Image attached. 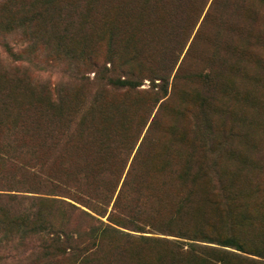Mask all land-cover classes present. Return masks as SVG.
Here are the masks:
<instances>
[{
	"label": "trees",
	"instance_id": "trees-1",
	"mask_svg": "<svg viewBox=\"0 0 264 264\" xmlns=\"http://www.w3.org/2000/svg\"><path fill=\"white\" fill-rule=\"evenodd\" d=\"M95 1L80 0L78 4L77 0H0L1 45L6 58L14 61L12 64L8 60L6 67L0 64V121L7 119L9 107L18 109L32 105L35 108L34 103L43 106V112L47 111L55 117L67 113L62 98L69 95L53 98L49 80L31 74L27 68L35 66L38 61L35 52L38 45L48 43L54 56L60 54V47L66 53L64 42L62 46L59 42L70 38V34L59 32V28L73 24L92 26V21L89 22L93 9L96 16H101L99 24L113 22H108L99 13V0ZM207 2L124 0L122 4L121 11L128 18L127 23L123 19L125 27L121 29L126 35L121 41L123 74L112 76L114 69L105 68L106 62L111 66L114 64L116 50H112L111 59L103 63L104 69L99 73L95 70L93 80L96 87L86 98V111L89 108L92 113H98L104 102L102 92H136L141 79L147 78L149 90L153 93L159 91L161 95L154 100V104L159 103L140 138L145 122H118L115 125L109 122L91 125L92 122L84 121L74 125L69 122H57L55 125L54 122H0V166L6 165L15 172L11 176L13 186L0 188V264H103L102 260L107 262L109 254L111 258L107 264H120L121 241L116 239L115 243V235L131 245H136L137 241L142 245L147 240L145 245L148 246V240H151L156 251L160 252L158 261L165 259L167 264H196V260L202 258L199 253L201 248L220 252L213 247L177 239L135 238L112 227L110 220H100L126 165L111 205V211L120 207L121 210L127 209L123 201L127 193L132 192L128 198L134 202L130 210L132 215L123 214L126 217L121 227L137 231L141 229L139 223L150 221L148 224L163 234L231 245L264 258V250L245 248L244 245L250 243V237L242 235L256 216L248 208L247 200L252 198L258 202L259 196H264L262 177L256 168L249 169L248 175L253 178L248 179L249 190L241 200V203L245 200L244 203L239 202L241 209L244 204L247 207L234 210L231 202L237 200V195L228 183L234 179L236 172L230 174L225 169L227 165L224 167V162L231 161L227 157L225 143L214 146V136L219 133L217 127L204 122V106L210 104L209 97L205 96L207 89L223 91L233 85L231 78L239 75L247 77V69L261 63L254 50L256 45L264 44V12L261 6L264 0H209L183 55L184 58L192 48L202 26L209 25L206 36L203 32L200 37H205L211 45L205 48L203 55L207 69L198 73L199 89L206 92L199 93L196 89L188 92L186 81L182 80L185 86L178 97L179 104L171 108V113L181 117V122H168L167 125L155 122L160 110L167 104L159 100L166 95L167 79L174 62L170 66L163 64L158 67L159 70L151 68L148 66L152 56L149 50L158 43L157 47L167 49L164 39L170 41L167 36H176L177 29L183 33L187 29L191 31ZM122 12L112 15L117 18ZM150 24L151 28L147 26ZM142 25L149 29L146 32L140 30L138 26ZM133 27L135 34L128 31ZM19 34L25 38L26 46L6 42L7 36ZM136 34L141 37H135ZM112 43L108 42V45ZM92 51L78 52L77 59L72 57L73 62L85 58L88 64L96 67ZM183 58L173 78L178 75ZM189 71L187 78L194 75ZM78 81L81 78L74 74L73 80L66 85L76 82V86ZM77 91L81 95L80 89ZM189 99L199 101L198 118L204 124L182 122ZM86 111L79 118H84L88 113ZM36 135L41 138V154L29 150L25 139L33 140ZM0 175L3 180L4 173L0 171ZM23 188L33 194L20 193L26 191L21 190ZM206 208L215 209L217 216L212 214L215 217L210 219ZM111 211L107 217L112 214ZM140 215L142 220H138ZM113 223L120 226L117 221ZM220 226L225 232L217 238L215 233ZM27 245V251L20 249L17 252ZM183 245L188 247L183 249ZM124 257L129 264H151L142 257L139 261L137 251H131Z\"/></svg>",
	"mask_w": 264,
	"mask_h": 264
},
{
	"label": "rangeland",
	"instance_id": "rangeland-1",
	"mask_svg": "<svg viewBox=\"0 0 264 264\" xmlns=\"http://www.w3.org/2000/svg\"><path fill=\"white\" fill-rule=\"evenodd\" d=\"M95 2H97V0ZM208 2L206 3V6L204 7L200 15V18L193 26L191 31L187 29V32L185 31L183 33V31L177 29L175 30L176 36L174 34H172L171 36H167L170 41L164 39V41H166L168 45L167 49L163 47H157L159 44L157 41V46L155 47L153 44L149 50L152 56L149 59L148 66L151 68L159 70L158 67H162L163 64L170 66L172 61L174 62L167 79L169 86L166 89V95L159 100H164V104L167 103L166 107L164 106L160 110L155 120V122H159L160 125H167L169 124L168 122H181V117L177 116L176 114H172L171 108L174 105L179 104L178 97L183 86L186 85V89L188 92H190L192 89H196V91H198L199 93H201V91H203L204 93L206 92L199 89L201 84L199 83L200 81L198 79V73H202L203 71H206L205 69H207V63L205 62L206 58H203V55L206 51L205 48L211 45L207 42V39L205 37L203 39H200V37L203 32H205L206 36V32L210 28L209 25L207 26L206 24L202 26V28L200 29V35H198L196 39H194L195 42L192 43V48H190L184 58L183 55L193 34L198 27V24L203 16ZM77 3L80 4V0H77ZM122 4H124V0H99V13L102 16H105L108 22L109 20L113 22L99 24L98 19L101 16H96L93 9L92 11H90L91 19L89 22L91 23L92 21V26H89V24L81 26L73 24L70 26H63L61 29L59 28V32H68L70 34V38H64L63 40L61 39L59 42L61 43V46L64 42L66 53H64L62 47H60V54L54 56L55 54L51 53V47L48 45V43L43 44V46L38 45L36 47L35 52L37 54L38 61L35 66H31L29 64L31 67L28 66L27 71H29L33 75L38 76L41 79L49 80L48 85L53 98H61L62 94L69 95L67 96V98H62L66 105L64 106L65 111L67 112L66 114H62L60 115V117H55L53 115H50L47 111L43 112V106L39 107V104L34 103L36 109L33 108L32 105H29V107L24 105L19 107L18 109H13L12 106L9 107L7 119L0 122H54V125L57 122H63L62 124H64V122H69L70 125H74L76 124V122L81 121L92 122L90 123L91 125H94L97 122H109V124L112 123V125H115L118 122H145L143 129L139 135L140 138L147 123L150 122V119L159 103L157 102L154 104V100H156V98L161 95L159 91L153 93L154 91L149 90L150 82L147 78L141 79L139 86L136 87V92L128 94H123L122 91L121 93H119V91L117 90L111 92H102L104 102L101 104V109L99 108L98 113H92L89 108H87L86 111V105L88 104L86 102V98L88 97L89 93L92 92L96 87V82L93 80L95 76V70L99 73L100 70L104 69L102 67L103 63L111 59L112 50H116L114 64L113 66H111L109 62H106L105 68L114 69V71L111 72L112 76L123 74L121 41H123V38L126 37V35L121 29H124L125 27L123 26V19H125V22L127 23L128 18L123 15L124 11H121ZM95 5L96 4H94V6ZM261 6H263L262 12H264V3H262ZM118 11L122 13L120 16L115 18L116 15L112 14ZM147 26L149 28L152 27L151 24ZM147 26L145 27L144 25H142L138 26V28L140 30L143 29V31L146 32L149 29ZM133 28H129L128 31L135 34L136 30L135 28ZM158 34L159 33H156V35ZM65 36H67V34ZM187 36L188 38L186 40ZM135 37L141 36L136 34ZM20 38L23 41H21ZM184 40H186L185 43ZM1 42L2 39L0 38V64L2 65L1 67H3V65L5 66L8 60L11 61V59L10 57H8V59L6 58L7 55L3 50ZM6 42L9 45L14 44V46L27 45L25 44V38L20 34L7 36ZM108 42L113 43L112 45H108ZM86 50H93L92 54H94V56L92 57V60L96 64V67H92L90 64H88V60L85 58H79L82 60L73 62L72 57L77 59L78 52H86ZM254 51L256 53V58L261 60L262 64L260 63L256 67H249L247 69V71H249L247 77L239 75L231 78L233 85H230L225 90L220 91L217 89L208 88V93L205 95L206 97H209L207 99L210 104L204 106V122H207L210 125H212L213 123V125H215L218 129L219 133L217 137L214 136V146H216L217 143L220 145L221 143H225V145L227 146V157L230 158L231 161L230 163L224 162L225 164H221H224V167L227 165L225 169H227L230 174L236 172L234 179L231 181V183H228L231 184L237 195V200L231 202L234 210H243L245 207H247L246 204H244L245 207L242 206L243 209H241L240 205L245 201L243 200V202L241 203L243 195L246 194L245 192H248L249 190L248 179L252 180L253 178L252 176L248 175L249 169H252L254 167L256 168L257 172L259 171V175H261L262 177L261 184L264 185V44L256 45ZM60 56H63L64 58ZM182 58L183 61L180 71H178V75L176 76V78H173L176 67L178 66ZM259 60L257 61L260 62ZM11 62L12 64H14V61ZM119 65H121V69L119 68ZM188 70H190L189 72H191V74H194L190 78L186 77ZM74 74L81 78V81H78V85L76 86H74V83L76 82L66 85L69 81L73 80ZM182 80L186 81L184 82L185 85H182ZM234 80H236V82ZM154 82H157V80H154ZM171 84L174 86H170ZM77 89H80L81 95L78 93ZM211 95L212 97H210ZM117 102H121V104L116 105ZM187 108V113L182 118V122H191L193 124L195 122H199L204 124V122H200L198 118V116L200 115L198 100L191 101L189 99ZM85 111L88 112L84 115L85 117L79 118L80 115ZM46 116L50 118H47ZM1 118L2 114L0 113V119ZM36 137L37 138H34L33 140L28 137H25V139L28 141L27 144L30 148L29 150H34V152L36 150L35 153L41 154V150L43 148V146L41 147V145H39V141H41V138L37 135ZM29 141H31V143ZM135 147L136 145L131 151V155ZM131 155L129 156L128 161L130 160ZM111 159H113V157L110 158V160ZM126 166L123 168V170H121V177L119 178L118 184L113 192L110 202L105 207V213L102 217H100V220H102L103 222H107V220H110L109 223L112 227H115L120 231L130 233L135 238L144 236L153 239H177L197 243L202 245L203 247H213L220 250V252L211 250L209 251L207 249L201 248L199 250V253H201L202 255H198H200V257L202 258L197 259L196 264H264V258L250 254L249 252L252 251H247L245 249L243 251H240L233 248V246L231 245H223L209 241L188 240L169 234H163L155 231L151 227V225L148 224V222L150 221H147L146 223H139L138 226H141V229H138L137 231H135L136 229L121 227V222H124L125 219L123 218L126 217L123 214L129 213L132 215L130 210L134 206V202L128 199L132 196V192L127 193V197L123 201L125 206H127V209L121 210L120 207V209L117 211H111V205L120 186V182L126 170ZM0 171L4 173L3 180L0 175V181L2 180V182H0V188L13 186L14 182L12 181L11 176L15 172L11 168L6 167V165L4 166L3 164L0 166ZM198 188L200 189L201 185ZM21 190L26 191H19L20 193L27 195L33 194L31 192H27L30 191L28 189L23 188ZM37 195L46 196L43 194ZM194 199H197V197H195ZM247 203L248 208L256 216L254 217L255 220L253 221L252 225L247 227L244 231L248 234H242L249 235L250 237V243L244 246L248 250H264V196L260 195L258 202L250 198L247 200ZM110 211L112 213V216L110 215L109 217H107ZM206 211L208 212L207 215H209L210 219H214L215 217L212 216V214H216L217 216L218 213L215 209L212 210L210 208H206ZM205 217L206 215L203 217V219ZM141 218L142 217L140 215V217H138V220H142ZM115 220L119 223L120 226L113 223H116ZM221 223H223V220L221 221ZM134 225L135 223H133V226ZM224 232V227L221 228L220 226L216 231L215 236H221L220 234ZM116 239L121 241V259H119L118 261L120 262V264H129L124 255L126 256L131 251L138 252L139 261L142 257V260L147 263L167 264V261L165 259H163L162 261H158L160 252L156 251L154 243L151 242V240H148L150 244L147 246V244L145 245L147 240H145V242H142V245L139 241L136 242V245H131L125 244L122 241L123 238H119V236L117 235H115L113 239L115 243ZM187 247L188 245H183V249H186ZM20 249L27 251L28 245L26 247L19 248L17 252H20ZM110 256L111 255L109 254L107 262H109L111 258ZM223 257L225 258L222 259ZM102 262L103 264H107L105 260H102Z\"/></svg>",
	"mask_w": 264,
	"mask_h": 264
}]
</instances>
